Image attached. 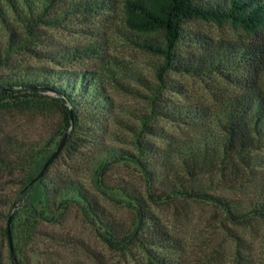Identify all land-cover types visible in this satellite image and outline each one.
<instances>
[{
    "label": "trees",
    "instance_id": "trees-1",
    "mask_svg": "<svg viewBox=\"0 0 264 264\" xmlns=\"http://www.w3.org/2000/svg\"><path fill=\"white\" fill-rule=\"evenodd\" d=\"M4 1L6 9L0 4V67L10 62L11 54L26 51L36 42L40 23L56 21L55 17L45 18L44 14L54 0ZM85 5L71 10L84 11ZM124 9L129 29L141 35L153 34L150 40L143 39L140 46L161 58L155 69L154 87L150 88L156 104L152 106L154 114L190 125L195 131L183 140L166 139L163 146H156L138 138L142 134L158 135L155 127L141 119V124L133 129L135 152L107 145L91 158L98 169L99 183L109 181L106 172L111 164L133 159L148 184L150 199L203 202L223 211L231 223L262 221L264 224V178L256 177L264 169L261 154L264 150V91L258 83L264 74V0H125ZM195 18L218 23L230 21L252 34V39L207 43L203 37L187 34L181 27L183 20ZM98 49L94 45L85 46L62 56H51L70 61L98 54ZM119 63L108 61L104 72L72 73L18 66L0 73V112H57L61 130L75 133L86 123L96 124L111 115L114 102L106 83L115 81L111 67L119 68ZM172 73L197 77L219 73L240 91L221 99L214 108L177 104L166 98L160 100L162 90H179V86L167 78ZM68 147L77 149V145L71 143ZM40 149L36 144H23L9 135L0 136V221L7 219L6 209L16 207L21 195L39 183L42 176L22 189L34 176L32 171ZM6 178H12L18 187L11 197L5 194ZM113 185L134 203L136 223L146 225L145 229L149 230L144 238H138L144 247H161L168 243L169 234L148 210L143 196L123 184ZM248 187L256 191L244 201L217 194L221 190L243 191ZM41 193L45 201L38 216L41 212L56 214L74 205L100 220L109 232H115L112 222L104 219L102 208L79 181L55 182L44 187ZM31 219H24L22 224L20 257L16 258L14 252L8 253L11 264H31L21 249L31 247L46 236L35 219ZM0 229L1 236L6 234L5 229ZM2 262L0 251V264Z\"/></svg>",
    "mask_w": 264,
    "mask_h": 264
},
{
    "label": "rangeland",
    "instance_id": "rangeland-1",
    "mask_svg": "<svg viewBox=\"0 0 264 264\" xmlns=\"http://www.w3.org/2000/svg\"><path fill=\"white\" fill-rule=\"evenodd\" d=\"M0 4L7 8L4 0H0ZM81 5L87 9L71 10ZM124 6L125 0H54L44 14L45 18L55 17V23H40L36 42L26 51L11 54L10 62L0 67V73L5 74L18 66L72 73L83 70L104 72L107 62L112 60L120 61L121 66L111 67L115 81L106 83L114 102L111 115L96 124L86 123V127L75 133H67L63 147L39 183L21 193L16 207L5 210L6 214H12V219L10 244L6 234H0L2 264H11L9 252L20 257L22 224L24 219L31 218L46 235L31 247L21 249L31 264H264L262 221L235 224L226 220L223 211L203 202L150 199L147 197L148 184L133 159L111 164L106 172L109 181L99 183L98 169L93 166L91 158L107 145L135 152L133 129L141 124V119L155 127L158 135L142 134L138 138L156 146H163L166 139L183 140L195 131L190 125L154 114L152 106L154 108L156 104L152 101L150 88L154 87L155 69L161 58L140 46L143 39L150 40L153 34L141 35L129 29L125 23ZM7 14L11 19L9 11ZM181 27L187 34L203 37L207 43L252 39V34L230 21L185 19ZM92 45L99 48L98 54L70 61L51 56H62L73 49ZM234 73L238 74L237 71ZM167 78L179 86V90H162L160 100L166 98L177 104L214 108L221 99L240 91L219 73L199 77L172 73ZM258 83L264 91V74ZM0 131V136L9 135L18 142L36 144L41 148L32 175L40 170L64 133L58 113L52 111L0 112ZM69 143L77 145V149L69 148ZM261 154L264 155V150ZM256 177L263 179L264 169ZM67 180H77L88 190L102 208L104 219L112 222L115 232H109L100 220L74 205L56 214L41 212L38 216L45 201L41 193L43 188ZM13 181L12 178L4 179L5 194L9 197L18 188ZM113 184H123L143 196L148 210L169 234L168 243L161 247H144L138 238H144L149 230L145 229L146 225L136 223L134 203L118 188H113ZM253 190L248 187L243 191L221 190L217 194L244 201ZM0 228L6 229L5 219L0 221Z\"/></svg>",
    "mask_w": 264,
    "mask_h": 264
},
{
    "label": "water",
    "instance_id": "water-1",
    "mask_svg": "<svg viewBox=\"0 0 264 264\" xmlns=\"http://www.w3.org/2000/svg\"><path fill=\"white\" fill-rule=\"evenodd\" d=\"M67 133H64L59 142L57 143L55 149L51 152V154L46 158V160L43 162L40 170L29 180V182L22 188L23 190L26 189L30 184L34 183L36 180H38L47 169L48 165L54 160V158L57 156L61 148L63 147L65 140H66ZM12 219V214H9L6 219V236L8 239V242L10 244V223Z\"/></svg>",
    "mask_w": 264,
    "mask_h": 264
}]
</instances>
